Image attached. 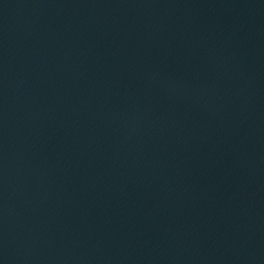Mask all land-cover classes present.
I'll use <instances>...</instances> for the list:
<instances>
[{"label":"water","instance_id":"95a60500","mask_svg":"<svg viewBox=\"0 0 264 264\" xmlns=\"http://www.w3.org/2000/svg\"><path fill=\"white\" fill-rule=\"evenodd\" d=\"M0 264H264V0H0Z\"/></svg>","mask_w":264,"mask_h":264}]
</instances>
